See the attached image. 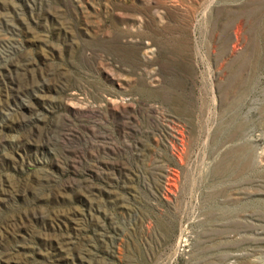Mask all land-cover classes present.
<instances>
[{
	"label": "rangeland",
	"instance_id": "rangeland-1",
	"mask_svg": "<svg viewBox=\"0 0 264 264\" xmlns=\"http://www.w3.org/2000/svg\"><path fill=\"white\" fill-rule=\"evenodd\" d=\"M0 264H264V0H0Z\"/></svg>",
	"mask_w": 264,
	"mask_h": 264
}]
</instances>
